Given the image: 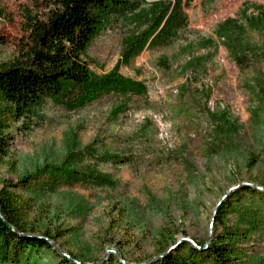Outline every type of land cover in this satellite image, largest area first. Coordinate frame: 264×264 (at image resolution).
I'll return each mask as SVG.
<instances>
[{
    "label": "rangeland",
    "instance_id": "374dc122",
    "mask_svg": "<svg viewBox=\"0 0 264 264\" xmlns=\"http://www.w3.org/2000/svg\"><path fill=\"white\" fill-rule=\"evenodd\" d=\"M55 1L0 0L1 64L20 55L27 16L44 19ZM181 2L187 27L166 46L152 39L175 0H128L101 13L82 55L97 81L69 85L11 122L0 190L3 179L17 183L26 230L55 239L36 262L0 264L111 254L121 259L112 264H147L183 241L207 246L222 231L215 210L226 201L225 226L247 234L231 264H264V60L247 56L240 67L214 36L264 0ZM211 37L216 48H199ZM185 42L196 44L193 53L179 51ZM207 56L202 72L187 66Z\"/></svg>",
    "mask_w": 264,
    "mask_h": 264
},
{
    "label": "trees",
    "instance_id": "16d2710c",
    "mask_svg": "<svg viewBox=\"0 0 264 264\" xmlns=\"http://www.w3.org/2000/svg\"><path fill=\"white\" fill-rule=\"evenodd\" d=\"M127 2L56 0L44 19L31 14L27 16L24 25L26 40L20 55L13 63H0V158L7 153L13 120L28 115L43 99L58 96L69 85L91 86L97 81L82 55L101 26V13L120 11ZM186 27L187 17L182 2L175 0L172 11L165 17L152 41L166 46L172 34L176 38ZM251 33L262 39L258 46L253 43ZM214 36L222 41L230 58L240 67L247 56L250 61L264 60V6L256 7L249 14L244 7L234 17L219 23ZM210 39H200L199 48H216L214 38ZM182 45L179 47L181 53H193L196 44L185 42ZM208 58L193 57L187 66L202 72ZM30 178L25 175L19 182H28ZM1 182L0 263H19L24 259L36 262L41 249H53L50 241L55 239V235L47 231L42 234L28 232L25 226L26 202L11 189L17 183L7 179ZM239 190L257 193L249 186H241ZM258 195L264 201V194ZM231 205L232 202H222L217 209L215 223L222 231L207 246L183 241L147 264H231L238 253L236 246L239 239L247 237L246 233L225 226L227 211L233 209ZM62 260L68 264L121 263V259L117 260L114 254L106 260L92 263L77 261L67 255Z\"/></svg>",
    "mask_w": 264,
    "mask_h": 264
},
{
    "label": "water",
    "instance_id": "95a60500",
    "mask_svg": "<svg viewBox=\"0 0 264 264\" xmlns=\"http://www.w3.org/2000/svg\"><path fill=\"white\" fill-rule=\"evenodd\" d=\"M216 210H217V208H216ZM216 210H215V213H216ZM213 220H214V216H213Z\"/></svg>",
    "mask_w": 264,
    "mask_h": 264
}]
</instances>
